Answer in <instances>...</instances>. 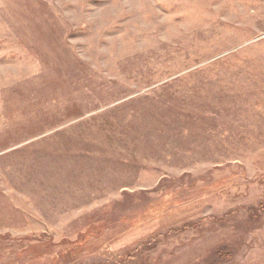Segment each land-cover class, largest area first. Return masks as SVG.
Returning a JSON list of instances; mask_svg holds the SVG:
<instances>
[{
  "label": "rangeland",
  "instance_id": "374dc122",
  "mask_svg": "<svg viewBox=\"0 0 264 264\" xmlns=\"http://www.w3.org/2000/svg\"><path fill=\"white\" fill-rule=\"evenodd\" d=\"M0 264H264V0H0Z\"/></svg>",
  "mask_w": 264,
  "mask_h": 264
},
{
  "label": "trees",
  "instance_id": "16d2710c",
  "mask_svg": "<svg viewBox=\"0 0 264 264\" xmlns=\"http://www.w3.org/2000/svg\"><path fill=\"white\" fill-rule=\"evenodd\" d=\"M141 221L139 220V218H137L136 220H134V222L132 224H137V223H140ZM97 231H90L88 234H84L82 238H80L79 240H77L76 242H74V244H72L73 248H82L84 247L92 238L90 237H97V235L99 233H101V230L100 228H97L96 229ZM220 255V253H219ZM125 262V260H124Z\"/></svg>",
  "mask_w": 264,
  "mask_h": 264
}]
</instances>
